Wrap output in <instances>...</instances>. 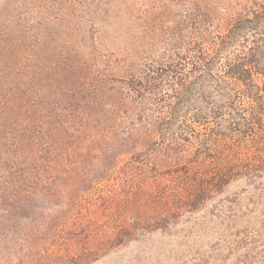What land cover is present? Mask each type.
Returning <instances> with one entry per match:
<instances>
[{"label":"trees","instance_id":"1","mask_svg":"<svg viewBox=\"0 0 264 264\" xmlns=\"http://www.w3.org/2000/svg\"><path fill=\"white\" fill-rule=\"evenodd\" d=\"M62 8L0 19V264H264V0Z\"/></svg>","mask_w":264,"mask_h":264},{"label":"rangeland","instance_id":"2","mask_svg":"<svg viewBox=\"0 0 264 264\" xmlns=\"http://www.w3.org/2000/svg\"><path fill=\"white\" fill-rule=\"evenodd\" d=\"M62 7L63 0H0V19L4 24L9 25L15 17L26 20L41 12L51 13L50 15L53 16L56 13L60 14L64 11ZM242 185L244 182L239 180L233 183L230 189L239 190ZM9 229L13 232L7 234ZM29 229L28 223L13 220L4 236L0 235V254L3 250L6 251L10 246L19 243V235ZM168 242L169 236L166 233L157 232L142 241L122 245L90 264H175L182 248H178L174 240L166 251H163L161 247ZM203 242L205 244V239ZM170 248L172 250L168 251Z\"/></svg>","mask_w":264,"mask_h":264}]
</instances>
